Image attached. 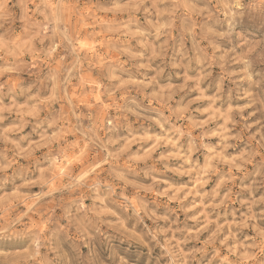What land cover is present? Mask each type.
Returning <instances> with one entry per match:
<instances>
[{"label": "rangeland", "instance_id": "obj_1", "mask_svg": "<svg viewBox=\"0 0 264 264\" xmlns=\"http://www.w3.org/2000/svg\"><path fill=\"white\" fill-rule=\"evenodd\" d=\"M227 2L0 0V264H147L108 226L124 202L156 234L152 264L189 234L202 264H247L264 239V31L186 20Z\"/></svg>", "mask_w": 264, "mask_h": 264}, {"label": "clouds", "instance_id": "obj_2", "mask_svg": "<svg viewBox=\"0 0 264 264\" xmlns=\"http://www.w3.org/2000/svg\"><path fill=\"white\" fill-rule=\"evenodd\" d=\"M200 3L206 5H213L219 3L220 0H198ZM221 12L220 8H196L192 5L188 6V11L186 13V20L189 23H192V17H207L203 23L207 25L208 21H214L216 25L223 26L227 23L229 28L222 32H216V35L226 36L232 30L231 26L233 23L237 24H247L253 29L258 31H264V0H228L225 8L223 9V16L221 17L219 13ZM195 147V145H193ZM127 208H132V214H127ZM119 216L114 212L112 213L115 217V223H109V228L113 229V233L118 235V238L121 240V244L125 241L128 242V245L131 246L133 243L144 244L148 247L149 259L147 264H152V242L156 241L155 233L144 232L143 229L137 231V224L139 223V210L127 202L122 203L119 208H117ZM155 215L154 213L152 214ZM135 220L136 223H132ZM2 231V230H0ZM98 231V229H97ZM192 235L189 234L188 237L183 241H177L173 244V237L171 240H167L162 247L164 248V255L166 257H173L174 259H169L167 262L163 260H156L155 264H202V261L196 260V251L190 253H185L183 248L180 247L181 244L186 243L188 239H192ZM0 245L7 246L4 244L3 240H0ZM127 253V248L124 249ZM201 253L204 252V249L199 250ZM90 255L93 259L88 261L84 259L79 262V264H106L105 259L99 253H93L90 250ZM229 255H231V250H229ZM245 259L247 264H264V239L261 240L259 244L253 245L250 248L245 249ZM111 264H115L113 259ZM127 264V262H125ZM208 264H212L211 261ZM223 264H232V262L225 260ZM239 264H245V261H240Z\"/></svg>", "mask_w": 264, "mask_h": 264}, {"label": "bare ground", "instance_id": "obj_3", "mask_svg": "<svg viewBox=\"0 0 264 264\" xmlns=\"http://www.w3.org/2000/svg\"><path fill=\"white\" fill-rule=\"evenodd\" d=\"M61 168V167H60ZM60 170H62V169H60ZM64 172V171H63Z\"/></svg>", "mask_w": 264, "mask_h": 264}]
</instances>
